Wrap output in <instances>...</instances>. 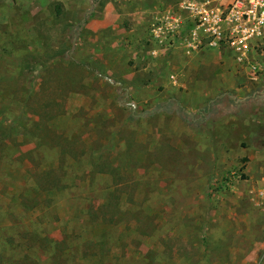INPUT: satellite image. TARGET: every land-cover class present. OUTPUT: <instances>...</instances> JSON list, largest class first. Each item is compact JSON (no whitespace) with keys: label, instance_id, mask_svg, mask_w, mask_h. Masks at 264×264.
<instances>
[{"label":"rangeland","instance_id":"1","mask_svg":"<svg viewBox=\"0 0 264 264\" xmlns=\"http://www.w3.org/2000/svg\"><path fill=\"white\" fill-rule=\"evenodd\" d=\"M108 1L71 9L0 0V264H76L80 239L105 233L119 243L111 255L125 247L131 261L154 237L143 264H264V81H250L227 48L208 46L200 51L220 55L223 79L211 56L196 53L174 55L164 78L122 77L132 53L93 57L83 36ZM164 1L183 23L180 4L192 0ZM252 58L264 70V46ZM103 63L120 73L106 75ZM145 90L159 97L139 107ZM117 199L129 215L115 242L104 216Z\"/></svg>","mask_w":264,"mask_h":264},{"label":"crops","instance_id":"2","mask_svg":"<svg viewBox=\"0 0 264 264\" xmlns=\"http://www.w3.org/2000/svg\"><path fill=\"white\" fill-rule=\"evenodd\" d=\"M54 1L62 3L64 7L67 8L69 7V5H67L68 2L71 3V9L78 7L76 0ZM186 13L188 14V12ZM187 16L184 22H181V25L177 24L176 26V23H178V20H176L178 15L175 14L172 7L165 4L164 0H110L106 3L104 11L86 26L84 30L85 33L83 34L84 41L88 45L93 57L101 53L110 58L114 49L124 53H132L131 55L134 56L135 61L132 64L127 63L125 69L128 74L122 75L124 78H137L139 76L140 78H144L143 73H148L150 78L160 79L167 77L170 70L168 64L174 62V60H172L174 55H181V59L183 58L185 61H188L189 57L187 55L196 53V58H198V60H203V62L205 61L204 56L209 55L214 59L212 64L221 67L219 62L221 59L220 55H217L215 51L207 54H205V52V55H203V50L196 48L192 36L195 28L194 19L189 17V14ZM158 26L163 28L162 30L166 32L162 34L161 31L157 29ZM181 29L182 31L178 36L174 35L172 37V45L169 46V36L173 35L170 31H178ZM105 47L110 48V51L105 52ZM143 47L145 54H143L144 52L140 53L139 50ZM174 49H176V51L173 54L172 51H174ZM141 57L143 60H141ZM107 61H109V59ZM155 62H160L164 64V66L160 67V69L150 68V65ZM102 68L106 75L114 76V74L120 73L118 70L111 68L110 63H103ZM185 69L186 68L183 70ZM204 69L205 67H203V70ZM221 72V78L223 79L225 74L223 73L222 67ZM183 73L184 71L182 75ZM171 77L174 78L173 75ZM204 87L203 94L206 96L205 91L207 87ZM133 94H135V92H133ZM157 97H159V94L154 90H145L139 95H136V101L140 107L145 102L155 101ZM189 106L190 109H196L199 105L197 103H191ZM155 245L154 237L150 242L146 243L143 241L139 247V250L143 254L138 252L137 259L134 260L132 264H143L141 261L142 256L153 253ZM125 253L128 254L127 250ZM126 257L128 258V256ZM155 263L161 262L155 261L146 264Z\"/></svg>","mask_w":264,"mask_h":264},{"label":"built area","instance_id":"3","mask_svg":"<svg viewBox=\"0 0 264 264\" xmlns=\"http://www.w3.org/2000/svg\"><path fill=\"white\" fill-rule=\"evenodd\" d=\"M211 1L192 0L180 4V10L194 19L192 36L197 49L227 48L249 69L246 75L250 81L259 78L264 81V70L252 58L253 53L264 46V0H230L225 5H214ZM157 29L162 34L166 32L160 26Z\"/></svg>","mask_w":264,"mask_h":264},{"label":"trees","instance_id":"4","mask_svg":"<svg viewBox=\"0 0 264 264\" xmlns=\"http://www.w3.org/2000/svg\"><path fill=\"white\" fill-rule=\"evenodd\" d=\"M3 133H4L3 130H0V149L2 147L3 151H4V149L6 148V146L4 145L6 143L5 142L6 141V137H4V138L2 137ZM21 134L22 135H19V136H21V137H24V135L26 136V132H22ZM33 138L37 142L41 141V140H39L38 135H34ZM67 142H69V143L71 142L72 144L74 143L72 137L71 138L68 137L67 138ZM14 143H16V142H14ZM19 144L21 145L23 143L21 142ZM54 144H57V143H54ZM58 146H59V148L63 149L62 144H60L59 142H58ZM3 153L4 152L0 151V155H2ZM66 156L67 155H62L61 159L66 158ZM68 156L71 159H74L72 154H69ZM75 160H77V159H75ZM99 160H100V163L101 162L107 163L110 159L109 158H105L104 159V157L100 156ZM100 163H99V166L102 165ZM101 173H103V172H101ZM45 174L48 175L47 173H45ZM61 181H62V185H64L66 187V185L68 183L64 182L63 176H61ZM115 185H118V183H116ZM115 187H116L117 190H120V187H122V186H115ZM54 188H56V187H54ZM49 190H53V189H49ZM43 191H45V190H43ZM116 193H118V191H116ZM117 201L118 202H116V205H115L116 207H114V211L112 213V216H104V219L107 220V223L112 225L111 228H110V231H112L113 234L115 232V234H114V236L116 237L115 242L117 240L118 241L121 240V235H120V234H122L121 228H123L124 226H126L128 224V221L125 222V217L127 215H129L128 211L127 212L125 211L123 203L119 199H117ZM122 214L125 217L122 216ZM103 215H105V214H103ZM80 240H81V242H79L78 244L76 242V244L79 247V251H80L81 254H79L80 256L78 258L76 256L73 257L74 261H76L75 262L76 264H78L79 260L85 259V258H89V259L90 258H95L97 261L101 262V261H103L104 257H107V256H112V258L110 260V263H108V264H132L133 263V261L129 260L126 257V253H125L126 249H125V247L122 248V250H121L122 252L120 254L111 255V250L114 249V248L117 249V247H119V243H117L116 246L111 244L110 243V239L107 237L106 233L105 234H95L93 237H90L89 239L88 238L87 239L82 238ZM205 241L206 240H204L203 245L205 244ZM59 244L60 243H56V244L53 245V246H55L54 248H55L56 251H57L58 248L60 249V245ZM65 248H66V250L67 249L70 250L69 255H73L74 254V251L71 248V246L70 247L68 246V248L67 247H65Z\"/></svg>","mask_w":264,"mask_h":264}]
</instances>
